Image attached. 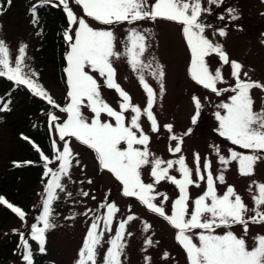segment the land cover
<instances>
[{"label": "snow or ice", "instance_id": "snow-or-ice-1", "mask_svg": "<svg viewBox=\"0 0 264 264\" xmlns=\"http://www.w3.org/2000/svg\"><path fill=\"white\" fill-rule=\"evenodd\" d=\"M11 2L12 0H7L8 5H11ZM73 3L82 9L85 17L108 27L94 28L69 7V0H59L68 22L63 38L68 43L64 71L67 77L69 103L63 107L56 104L46 90L37 83L35 78H38V73L32 69L25 71L28 46L23 42L18 45L17 55L13 61L8 45L0 39V77L12 81L17 86H25L33 95L47 100L53 108L66 113V119L60 123H57L59 119L57 115L48 113V119L58 133L59 140L65 141L66 137H71L91 149L95 153L100 170H106L122 185L124 197L135 198L151 213L165 220L175 230L174 238L185 251L188 264H264V234H256L251 247L245 239L250 224L264 225V183L252 182L256 194L252 196L253 207L249 208L231 185L226 187L222 195L217 193L216 184L217 182L225 184V176L223 172L213 176L212 163L207 157L204 158L201 169V156L199 153L193 154L195 165V179H193V169L187 165L183 155L165 161L151 153L149 150L151 137L142 127L141 117H146L151 133L160 131L153 113L157 93L145 81L143 71L151 70V75L160 85L162 95L165 76L163 66L157 62L153 70L151 63L145 64L142 60L149 46L148 38L144 34L149 32L147 29L144 32L136 28L127 29L124 39L120 41L123 50H116V36L112 30L116 25L125 23L131 25L137 21L157 19L180 25L190 53L187 68L190 79L204 89L210 90L217 97L224 93H232L227 97L226 102L222 100L216 105L219 110L214 113L218 122L215 131L232 145L250 150L252 153L244 154L230 148L229 157L226 158L221 155L219 145H213L211 147L218 157V163L226 171L228 164L236 161L240 175H253L255 162L264 158V103L259 110H254L255 101L251 91L258 89L264 92V83L252 81L250 78L241 79L243 66L237 61L230 62L222 45L214 43L205 35L206 28L212 25L204 23L202 14L210 13V8L203 7L202 0H154L152 3L149 0H73ZM207 3L219 7L223 0H207ZM3 11L5 9L0 7V14H3ZM227 11L231 14L235 10L229 8ZM31 14L35 18V6L31 9ZM237 18L235 15L232 16L233 20ZM218 19L223 21L225 17L220 15ZM35 22L33 19V23ZM218 34L223 37L226 32L220 28ZM213 54L222 64L230 63V75L234 81L231 87H217L218 84H224L225 80L221 67L218 66L214 71L210 70L206 58ZM113 57H126L127 63L138 74L139 83L146 93V106L143 109L134 105L131 97L116 83ZM93 72L104 78L106 88L115 90L118 94L119 111L102 98L101 85L90 74ZM243 75L248 77L247 72ZM191 100L194 105L191 124L195 125L200 116L202 101L195 94L192 95ZM10 102L0 98V111H9ZM85 108L92 114L90 119L83 114L82 109ZM126 112L129 113L127 117ZM102 115L110 117L114 123L102 119ZM173 128L172 124L164 125V130L169 134L168 138L175 142L174 146L169 148L170 153L175 155L181 153L183 138L192 133V128H188L182 136H177ZM23 138L29 140L28 137ZM29 143H32L43 160L44 176L48 179L42 194V211L35 217L36 222L30 225L28 238L25 233H18L20 246L23 249L22 260L25 264H33L29 239L36 242L40 253L46 252V232L56 227L52 205L58 198V190L60 192L65 190L61 180L63 177H70V168L75 160L68 142L58 148L53 141L54 160L31 140ZM76 163L79 164V161L76 160ZM50 164L57 166L49 167ZM145 167L150 169L149 175L154 182L145 183L142 179L141 170ZM174 168L179 173V178L170 174V170ZM161 181H167L178 189V197L172 202L170 214L166 213L163 207V203L169 199L167 194L160 193L163 200L159 204L155 202L157 199L155 185ZM200 182L205 183V190L192 200L189 188H200ZM87 183L91 184L92 180L89 179ZM252 185L249 186L250 189ZM78 194L84 197L90 195L87 191ZM68 196H71V193H68ZM92 199H95V196H92ZM107 199L106 195L105 200ZM0 205L10 209L26 223L27 214L19 206L8 202L3 196H0ZM98 208L106 209V213L93 214L91 217L92 222L78 250L75 264H98L97 249L102 246L104 234L113 230V220L120 211L117 205L114 202H105ZM91 211L88 209L83 215L88 216ZM249 212L253 214L247 216ZM135 220H137L135 215L128 214L125 219L119 221L114 236L107 241L109 246L100 258L99 264H122L121 256L126 248L124 242L126 226ZM235 226L242 227L243 235L238 236L231 230ZM150 227L151 225L145 222L143 231L148 232ZM217 229L225 231L220 234ZM17 231L13 229V232ZM127 234L131 236L130 232ZM152 244L153 241L149 237L145 241L144 250ZM168 258L169 254L163 253L161 259ZM150 259L145 256L146 264Z\"/></svg>", "mask_w": 264, "mask_h": 264}, {"label": "rangeland", "instance_id": "rangeland-1", "mask_svg": "<svg viewBox=\"0 0 264 264\" xmlns=\"http://www.w3.org/2000/svg\"><path fill=\"white\" fill-rule=\"evenodd\" d=\"M150 3L154 0H149ZM46 5L55 9L63 10L59 5V0H12L11 5L7 0H0V7L5 9L0 14V39H3L8 45L11 53V59L14 61L17 55L18 45L23 42L28 47L26 49L25 63L29 69L38 73L35 78L46 92L53 98L56 104L61 107L66 106L69 100L56 78V69L53 65L54 55L50 49L38 48L39 35L38 30L33 26V16L31 9ZM202 6L210 8V13H203L202 19L205 24H211L212 27L206 28L205 35L214 43L222 45L227 53L229 61L239 62L243 68L241 79L250 78L252 81L264 83V0H223L219 7L209 5L207 0H202ZM69 7L79 16L85 18L94 28H106L108 26L99 25L90 18L84 16L82 9L69 0ZM234 9L229 13L227 9ZM223 15L225 19H218ZM235 15L238 18L232 19ZM136 28L144 32L149 45L142 60L145 64L151 63L153 70L158 62L163 66L165 76L163 80L164 91L160 94V85L151 75V70L144 69L143 75L145 81L157 93L153 105V113L160 126L158 133H151L149 122L146 117H141V124L145 132L150 135L151 140L149 150L156 157L163 160L176 159L183 155L187 165L193 169V179H195V165L193 154L199 153L201 156V169L204 158L207 157L212 163V172L215 177L220 172L225 176V184L217 182V193L222 195L228 185L234 187L237 194L241 196L244 203L253 207L252 196L256 194L255 185L252 182L264 183V158L258 159L254 164V174L242 176L238 172V164L231 161L227 170L218 163V157L211 146L219 145L221 155L229 157L228 150L231 148L244 154H252L250 150L240 149L232 145L229 141L220 137L215 131L218 122L214 113L219 110L216 105L222 100L226 102L227 97L232 93H224L217 97L210 90L195 84L188 75L187 68L190 62V53L186 42L182 36V27L175 22L157 19L156 21H137L131 25L127 23L116 25L112 30L116 36V50L122 51L120 41L124 39L126 30ZM223 28L226 35L221 37L218 29ZM68 43L66 42V52ZM210 70L214 71L218 66L221 67L225 80L224 84H218L217 87H231L234 81L230 75V63L222 64L214 54L207 57ZM113 67L116 70L115 80L121 89L131 97L134 105L143 109L146 106V93L139 83L138 74L134 72L127 63L126 57L112 58ZM66 67V60L65 66ZM63 69V70H64ZM247 72L248 77L243 73ZM97 79L101 85L102 98L115 110L119 111L120 97L115 90L104 86V78L98 73H90ZM65 81L67 80L64 71ZM9 80L0 77V83H8ZM10 83V82H9ZM67 84V82H66ZM68 91V86H67ZM12 92L17 95H27L24 101L21 96L15 99L8 107L9 111H0V196H3L8 202L19 206L26 215V223L22 222L10 209L0 205V264H24L20 244L19 232L25 233L28 238L30 225L35 221V217L42 211L43 191L48 177L44 176V162L39 153L33 148L27 137L29 130L39 125L42 130H46L51 143L56 142L57 147L68 142L73 150L75 160L70 168V177H63L61 183L65 190L57 192V200L52 207L54 209L56 227L46 232V252L43 253L45 261L50 264H75L78 250L82 246L86 232L93 214L100 215L106 213V209H99L98 206L105 202H114L119 208L116 214L111 232H106L102 238V246L97 249L98 264L104 251L109 246L107 241L114 236L115 228L119 221L126 218L128 214H133L137 220L130 222L126 226L125 239L126 248L121 256L122 264H146L145 256L150 257L147 264H188L186 253L175 240V230L161 217L151 213L145 206L141 205L135 198L124 197L122 195V185L106 170L101 171L96 159L95 153L87 146L79 143L74 138L66 137L65 141H60L58 133L55 132L48 119V113L59 117L57 123L63 122L67 114L53 108L47 100L33 95L25 86H17L12 83ZM197 95L202 101L200 116L195 125L191 124V116L194 114V105L192 95ZM0 95V98L7 96ZM251 96L255 103L254 110H259L264 103V92L258 89L251 91ZM6 102V99H3ZM33 103V104H32ZM25 105V106H24ZM85 117L91 118V112L88 109H82ZM126 117L129 113H125ZM102 119L114 123L110 117L102 115ZM40 123V124H39ZM172 124L173 131L177 136H182L188 129L192 128V133L184 136L181 153L173 155L169 148L173 147L175 142L170 141L169 134L164 130V125ZM52 146V145H51ZM139 147V146H137ZM50 158L54 160V150ZM79 161V164L76 163ZM31 163H28V162ZM20 166L17 167L16 165ZM50 164L49 167H56ZM12 168V169H11ZM37 168V173L35 169ZM41 171V176L39 172ZM150 169L145 167L141 170L142 179L145 183L154 182L149 175ZM170 174L179 178V173L170 170ZM91 179L92 183L87 181ZM200 188L190 187L189 193L192 200L198 197L205 190V183L200 182ZM250 185H252L250 189ZM81 191L89 192L88 197L79 195ZM71 193V196H68ZM160 193L167 194L168 200L163 203L166 213L170 214L172 202L178 197V189L167 181H161L155 185L156 203L163 200ZM107 195V201L105 197ZM95 196V199H92ZM130 208V212H129ZM91 209L88 216L83 213ZM249 212L246 215L251 216ZM75 217L69 218V217ZM147 222L151 225L148 232L143 231V224ZM102 227V224H101ZM13 229L18 230L13 232ZM238 236L243 235L242 227L235 226L231 229ZM223 229H217L222 234ZM130 232L131 236L127 233ZM264 234V225H249L248 235L245 237L249 247L253 244V237L256 234ZM17 238L13 249L9 251L7 247L9 241ZM151 238L153 244L145 249V241ZM31 250L37 251L38 246L35 241L29 239ZM158 242V243H157ZM198 243V241H195ZM167 252L169 258L162 260L163 253Z\"/></svg>", "mask_w": 264, "mask_h": 264}, {"label": "trees", "instance_id": "trees-1", "mask_svg": "<svg viewBox=\"0 0 264 264\" xmlns=\"http://www.w3.org/2000/svg\"><path fill=\"white\" fill-rule=\"evenodd\" d=\"M33 19H35L36 21L35 23H33L34 24L33 26L40 33L38 48L40 50L50 49L52 51V54L54 55V59L52 62L56 69L55 73H56L57 82L60 85V88L65 89L63 68L65 65L64 58L66 52V41L63 38V32L68 27L66 14L64 13L63 10L42 5L36 8V15L35 18ZM9 82L3 84L0 83V95L8 94L7 96L3 97V99L5 98L6 101L10 100L11 102L9 103V105L19 96L22 97L20 101H24V99L28 96L26 94L17 95L16 93L12 92L13 82L12 81ZM27 137L38 147H40V149L46 155L50 157L51 142L49 140V136L46 130H42L39 125L35 124V127H32L29 130ZM34 169L35 172L37 173L38 169L37 168ZM40 175H41V171L39 172V176ZM38 226L40 225L38 224ZM16 240L17 238L14 237L11 241H9L7 245V247L9 248L8 252H10V250L13 249ZM31 251L33 253V264H50L49 262L45 261L46 259L43 253L33 250Z\"/></svg>", "mask_w": 264, "mask_h": 264}, {"label": "flooded vegetation", "instance_id": "flooded-vegetation-1", "mask_svg": "<svg viewBox=\"0 0 264 264\" xmlns=\"http://www.w3.org/2000/svg\"><path fill=\"white\" fill-rule=\"evenodd\" d=\"M122 90H123V88H122Z\"/></svg>", "mask_w": 264, "mask_h": 264}]
</instances>
